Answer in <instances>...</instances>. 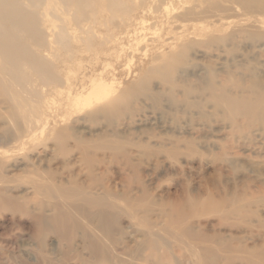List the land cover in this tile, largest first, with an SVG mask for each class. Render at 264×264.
<instances>
[{
  "label": "rangeland",
  "instance_id": "1",
  "mask_svg": "<svg viewBox=\"0 0 264 264\" xmlns=\"http://www.w3.org/2000/svg\"><path fill=\"white\" fill-rule=\"evenodd\" d=\"M7 1L30 14L35 34L10 28L26 49L21 64H3L4 193L51 214L50 188L109 189L126 230L170 244L173 203L200 202L184 225L238 245L218 250L221 264H262L264 163L246 147L260 135L224 96L264 88V0ZM23 207L0 210V264H109L80 232L73 247L51 230L38 242ZM188 252L173 251L174 264H191Z\"/></svg>",
  "mask_w": 264,
  "mask_h": 264
},
{
  "label": "bare ground",
  "instance_id": "2",
  "mask_svg": "<svg viewBox=\"0 0 264 264\" xmlns=\"http://www.w3.org/2000/svg\"><path fill=\"white\" fill-rule=\"evenodd\" d=\"M3 5L12 10H8L4 14ZM11 27H21L35 34L30 14L22 8V5L15 6L7 0H0V55L2 57L0 64L2 66L0 71L2 80L0 84L4 89V77L11 71L3 64H6V62H14L16 65L21 64L22 51L26 49V44L22 43L20 33H13ZM33 63L38 71L45 74L46 62L42 58H33ZM20 82L21 80L18 81L19 84ZM224 97L227 101L228 110L244 117L249 124L248 126L255 128L257 135H260L257 141L253 138L246 143V147L248 150L253 151L254 156H257L264 163V88L256 86L250 92L240 96L229 95ZM261 127L263 130L260 129ZM235 152L237 151L235 150ZM248 155L252 154L249 152ZM50 190L51 203L46 208H49L48 210L52 209L51 214H47L46 210L39 213L33 211L34 214L29 213L30 210L23 207L22 201L8 197L1 188L0 210L18 211L22 210L23 207L34 221V231H37L35 235L38 237V242H40L42 233L51 230L58 239L66 241L70 244L68 246H72L73 243H76L77 233L80 232V242H82L83 247L91 255L99 253L98 261L104 260L109 264H174V257L171 256L172 252L174 251L177 255H180L187 249L189 252L185 258L191 264H221L225 258H220L218 250L222 248V250L228 251V248L238 246L219 240V230L210 229L208 225L201 226L198 223L195 224V221L192 222V225L190 223L184 225L186 215L199 213L197 204L200 205V202L197 204H194L193 201V204L189 202L191 206L186 208H182L181 204H177L178 201L172 202L174 214L170 217L171 221L169 222L172 223L169 226L176 231L174 233L177 238L174 239V244H170L165 235L155 234V231L145 233L143 237L139 231L126 230V227L121 224L122 220L116 213L118 206L106 202L109 189L101 191L89 188L80 191L71 188L69 192H57L53 188H50ZM90 204L95 205L93 211L86 208ZM119 233L122 234V237L126 236L125 241L120 240ZM72 241L75 242L72 243ZM122 242L123 246L120 245ZM176 242H178V245H176ZM246 248L248 247L242 249ZM261 248L260 261L264 264V242L261 244Z\"/></svg>",
  "mask_w": 264,
  "mask_h": 264
}]
</instances>
